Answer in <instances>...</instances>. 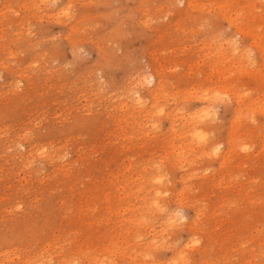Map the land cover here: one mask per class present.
Wrapping results in <instances>:
<instances>
[{
	"label": "rangeland",
	"instance_id": "obj_1",
	"mask_svg": "<svg viewBox=\"0 0 264 264\" xmlns=\"http://www.w3.org/2000/svg\"><path fill=\"white\" fill-rule=\"evenodd\" d=\"M205 1L0 0V264H179L182 252L185 264H264V0ZM148 73L160 83L153 94L137 83ZM137 89L146 117L120 108ZM206 102L202 131L220 154L202 153L185 123Z\"/></svg>",
	"mask_w": 264,
	"mask_h": 264
},
{
	"label": "bare ground",
	"instance_id": "obj_2",
	"mask_svg": "<svg viewBox=\"0 0 264 264\" xmlns=\"http://www.w3.org/2000/svg\"><path fill=\"white\" fill-rule=\"evenodd\" d=\"M28 1H29V0H28ZM30 1H31V0H30ZM34 1H35V0H34ZM39 1H40V0H39ZM41 1H43V0H41ZM67 1H68V0H67ZM70 1H71V0H70ZM169 1H170V0H169ZM204 1H205V0H204ZM240 1H241V0H240ZM256 1H257V0H256ZM51 2H52V1H51ZM51 2H50L49 4H51ZM178 2H179V1H178ZM182 2H183V1H182ZM186 2H187V1H186ZM205 2H206V1H205ZM208 2H209V1H208ZM210 2H211V1H210ZM233 2H234V1H233ZM237 2H238V1H237ZM27 3H28V2H27ZM40 3H41V2H40ZM45 3H46V2H45ZM45 3H44V4H45ZM191 3H192V2H191ZM193 3H194V2H193ZM229 3H231V2H229ZM238 3H239V2H238ZM240 3H241V2H240ZM242 3H243V1H242ZM24 4H25V3H24ZM67 4H68V3H67ZM67 4H66V5H67ZM152 4H153V3H152ZM210 4H212V3H210ZM222 4H226V3L223 2ZM26 5H27V4H26ZM26 5H25V6H26ZM32 5H33V4H32ZM51 5H52V4H51ZM177 5H179V4H177ZM181 5H182V4H181ZM186 5H187V4H186ZM192 5H193V4H192ZM220 5H221V3H220ZM220 5H219V6H220ZM230 5H231V4H230ZM252 5H253V4H252ZM34 6H35V5H34ZM171 6H173V5H171ZM184 6H185V5H184ZM216 6H217V4H216ZM223 6H224V5H223ZM228 6H229V5H228ZM238 6H239V5H238ZM241 6H242V5H241ZM245 6H246V5H245ZM253 6H254V5H253ZM22 7H23V6H22ZM30 7H31V6H30ZM46 7H47V6H46ZM68 7H69V6H68ZM166 7H167V6H166ZM166 7H165V8H166ZM37 8H38V7H37ZM42 8H44V7H41V8H39V9H42ZM62 8H63V7H62ZM157 8H158V7H157ZM182 8H183V7H182ZM202 8H203V7H202ZM214 8H215V7H214ZM216 8H217V7H216ZM227 8H228V7H227ZM227 8H226V5H225V6L223 7L222 10L226 13V12H227ZM238 8H239V7H238ZM64 9H65V8H64ZM66 9H67V8H66ZM171 9H172V8H171ZM205 9H206V8H205ZM208 9H209V8H208ZM208 9H207V10H208ZM239 9H240V8H239ZM253 9H254V7H253ZM9 10H10V9H9ZM37 10H38V9H37ZM56 10H57V9H56ZM56 10H55V11H56ZM62 10H63V9H62ZM146 10H147V9H146ZM146 10H145V12H146ZM209 10H210V9H209ZM219 10H220V9H219ZM250 10H251V9H250ZM57 11H58V10H57ZM57 11H56V12H57ZM233 11H234V10H233ZM235 11H236V9H235ZM256 11H257V10H256ZM58 12H59V11H58ZM60 12H61V11H60ZM60 12H59V13H60ZM176 12H177V11H176ZM178 12H179V11H178ZM183 12H184V11H182V13H183ZM230 12H231V11H230ZM237 12H238V11H237ZM243 12H244V11H243ZM246 12H249V9H247ZM250 12H251V11H250ZM253 12H254V11H253ZM253 12H252V13H253ZM29 13H30V12H29ZM53 13H54V12H53ZM161 13H162V12H161ZM163 13H164V12H163ZM227 13H228V12H227ZM227 13H226V14H227ZM235 13H236V12H235ZM261 13H262V12H261ZM30 14H31V13H30ZM32 14L35 15V12L32 13ZM32 14H31V15H32ZM43 14H44V13H43ZM64 14H65V13H64ZM64 14H63V15H64ZM151 14H152V13H151ZM168 14H169V12H168ZM170 14H171V12H170ZM175 14H176V13H175ZM191 14H192V13H191ZM196 14H197V13H196ZM209 14H210V13H209ZM226 14H224V16H225ZM240 14H241V13H240ZM250 14H251V13H249L248 15H250ZM255 14H256V13H255ZM31 15H30V16H31ZM46 15H48V14L46 13ZM46 15H45V16H46ZM52 15H53V14H52ZM54 15H55V14H54ZM61 15H62V14H61ZM66 15H67V14H66ZM66 15H65V16H66ZM153 15H154V14H153ZM221 15H222V14H221ZM42 16H43V15H42ZM150 16H151V15H150ZM163 16H164V15H163ZM165 16H167V15H165ZM179 16H180V15H179ZM199 16H200V15H198V17H199ZM201 16H202V15H201ZM222 16H223V15H222ZM240 16H241V15H240ZM250 16H251V15H250ZM254 16H255V15H254ZM258 16H259V15H258ZM0 17H1V16H0ZM35 17H36V15H35ZM53 17H56V16H53ZM183 17H185V16L183 15ZM203 17H204V15H203ZM230 17H231V16H230ZM242 17H243V16H242ZM32 18H33V17H32ZM39 18H40V17H39ZM39 18H36V19H39ZM46 18H47V17H46ZM50 18H51V17H50ZM199 18H200V17H199ZM251 18H252V17H251ZM263 18H264V17H263ZM56 19H57V18H56ZM177 19H178V18H177ZM197 19H198V18H197ZM221 19H222V18H221ZM221 19H220V20H221ZM253 19H254V18H253ZM253 19H252V20H253ZM260 19H261V18H260ZM19 20H20V19H19ZM51 20H52V19H51ZM58 20H59V19H58ZM198 20H199V19H198ZM201 20H202V19H201ZM225 20H226V19H225ZM233 20H234V19H233ZM235 20H236V18H235ZM237 20H238V19H237ZM247 20H248V19H247ZM257 20H258V19H257ZM38 21H39V20H38ZM56 21H57V20H56ZM140 21H141V20H140ZM145 21H147V19H145ZM145 21H144V22H145ZM239 21H240V19H239ZM248 21H249V20H248ZM19 22H20V21H19ZM54 22H55V20H54ZM66 22H67V20H66ZM141 22H142V21H141ZM144 22H142V23H144ZM148 22H150V21H148ZM175 22H176V21H175ZM188 22H189V21H188ZM199 22H200V21H199ZM205 22H206V19H205ZM207 22H208V21H207ZM242 22H243V21H242ZM242 22H241V24H242ZM58 23H59V21H58ZM74 23H75V22H74ZM168 23H169V22H168ZM195 23H196V20H195ZM209 23H210V22H209ZM211 23H212V22H211ZM211 23H210V26H212ZM144 24H145V23H144ZM196 24H197V23H196ZM15 25H16V24H15ZM69 25H70V24H69ZM188 25H189V23H188ZM198 25H199V24H198ZM198 25H197V26H198ZM201 25H202V24H201ZM234 25H235V24H234ZM263 25H264V24H263ZM26 26H27V25H26ZM77 26H78V25H77ZM77 26H76V27H77ZM145 26H147V25H145ZM165 26H166V25H165ZM175 26H176V25H175ZM229 26H230V25H229ZM247 26H248V25H247ZM249 26H250V25H249ZM249 26H248V27H249ZM9 27H10V26H9ZM27 27H28V26H27ZM66 27H67V26H66ZM170 27H171V26H170ZM204 27H205V24H204ZM226 27H228V26H226ZM232 27H233V26H232ZM1 28H2V27H1ZM1 28H0V29H1ZM18 28H19V27H18ZM22 28H24V27H22ZM164 28H165V27H164ZM174 28H175V27H174ZM174 28H173V29H174ZM24 29H25V28H24ZM156 29H157V28H156ZM156 29H155V30H156ZM166 29H167V28H166ZM193 29H194V28H193ZM242 29H243V27H242ZM17 30H18V29H17ZM25 30H26V29H25ZM255 30H256V29H255ZM255 30H254V31H255ZM159 31H160V30H159ZM163 31H164V30H163ZM213 31H214V30H213ZM213 31H212V32H213ZM20 32H22V31H20ZM74 32H75V31H74ZM205 32H206V31H205ZM208 32H209V31H208ZM218 32H219V31H218ZM218 32H217V33H218ZM255 32H256V31H255ZM1 33H2V31H1ZM234 33H235V34H238V35L243 34V32H242V30H241L240 28H236V29L234 30ZM250 33H251V32H250ZM16 34H17V33H16ZM16 34H15V36H16ZM20 34H22V33H20ZM30 34H31V32H30ZM164 34H165V31H164ZM167 34H168V33H167ZM167 34H166V35H167ZM208 34H209V33H208ZM235 34H234V35H235ZM162 35H163V34H162ZM202 35H203V34H202ZM234 35H232L231 37H233ZM17 36H18V35H17ZM27 36H28V35H27ZM168 36H169V35H168ZM198 36H199V35H198ZM1 37H2V36H1ZM29 37H30V36H29ZM157 37H158V36H157ZM220 37H221V35H220ZM15 38H16V37H15ZM67 38H68V37H67ZM202 38H203V37H202ZM205 38H207V36H206ZM224 38H225V36H224ZM228 38H229V37H228ZM250 38H251V37H250ZM7 39H9V38H7ZM257 39H258V38H257ZM67 40L69 41V39H67ZM216 40H218V39H216ZM223 40H224V39H223ZM232 40H234V39L232 38ZM258 40H259V39H258ZM34 41H35V40H34ZM152 41H153V40H152ZM213 41H214V39H213ZM213 41H210V42H213ZM226 41H227V40H226ZM234 41H235V40H234ZM254 41H255V40H254ZM31 42H32V41H31ZM37 42H39V41H37ZM218 42H219V41H218ZM236 42H237V41H236ZM241 42H242V41H241ZM27 43H28V42H27ZM29 43H30V42H29ZM29 43H28V44H29ZM70 43H71V42H70ZM221 43H223V41H222ZM248 43H249V42H248ZM248 43H247V44H248ZM202 44H203V43H202ZM211 44H212V43H211ZM213 44H214V43H213ZM216 44H217V43H216ZM229 44H230V43H229ZM242 44H243V43H242ZM242 44H241V45H242ZM208 45H209V44H208ZM238 45H239V44H238ZM245 45H246V44H245ZM202 46H203V45H202ZM220 46H221V45H220ZM220 46L218 45V47H220ZM236 46H237V45H234V44L231 45L229 50H230L231 52L234 51V50L237 48ZM239 46H240V45H239ZM208 47H209V46H208ZM211 47H212V46H211ZM211 47H210V48H211ZM216 47H217V46H216ZM96 48H97V47H96ZM96 48H95V49H96ZM221 48H222V46H221ZM224 48H225V46H224ZM246 48H247V47H246ZM181 49H182V48H181ZM181 49H180V50H181ZM225 49H226V48H225ZM237 49H238V48H237ZM237 49H236V50H237ZM8 50H9V48H8ZM149 50H150V49H149ZM216 50H217V49H216ZM16 51H17V50H16ZM71 51H72V50H71ZM227 51H228V50H227ZM255 51H256V50H255ZM262 51H263V50H262ZM149 52H150V51H149ZM152 52H153V51H152ZM159 52H160V51H159ZM216 52H217V51H216ZM216 52H215V53H216ZM218 52H219V51H218ZM244 52H245V51H244ZM202 53H203V52H202ZM202 53H201V54H202ZM213 53H214V51H213ZM232 53H233V52H232ZM234 53H236V52L234 51ZM209 54H210V53H209ZM249 54H250V52H249ZM262 54H263V53H262ZM9 55H10V54H9ZM157 55H158V54H157ZM157 55H156V56H157ZM178 55H179V54H178ZM199 55H200V54H199ZM226 55H227V54H226ZM11 56H12V55H11ZM11 56H10V57H11ZM219 56H220V55H219ZM256 56H257V55H256ZM220 57H221V56H220ZM196 58H197V57H196ZM200 58H201V57H200ZM229 58H231V57H229ZM248 58H249V57H248ZM248 58H247V59H248ZM226 59H227V58H226ZM226 59H224V60H226ZM231 59H232V58H231ZM254 59H256V57H254ZM154 60H155V59H154ZM154 60H153V61H154ZM188 60H189V59H188ZM199 60H200V59H199ZM214 60H215V58H214ZM227 60H228V59H227ZM256 60H257V59H256ZM256 60H255V61H256ZM259 60H260V59H259ZM155 61H156V60H155ZM158 61H160V59H159ZM190 61H192V60H190ZM205 61H206V60H205ZM219 61H220V59H219ZM253 61H254V60H253ZM160 62H161V61H160ZM192 62H193V61H192ZM194 62H195V61H194ZM222 62H223V61H222ZM28 63H30V62H28ZM195 63H196V62H195ZM195 63H194V64H195ZM200 63H201V62H200ZM224 63H225V62H224ZM247 63H248V62H247ZM257 63H258V62H257ZM185 64H186V63H185ZM189 64H190V63H189ZM189 64H188V65H189ZM196 64H197V63H196ZM201 64H203V63H201ZM221 64H222V63H221ZM253 64H255V63H253ZM198 65H199V64H198ZM237 65H238V64H237ZM156 66H158V64H157ZM160 66H161V64H160ZM190 66H191V65H190ZM193 66H194V65H193ZM196 66H197V65H196ZM213 66H214V65H213ZM232 66H233V65H232ZM244 66H245V65H244ZM253 66H254V65H253ZM258 66H259V65H258ZM169 67H170V66H169ZM210 67H211V66H210ZM239 67H240V66H239ZM255 67H256V65H255ZM262 67H264V66H262ZM36 68H37V67H36ZM55 68H57V67H55ZM159 68H160V67H159ZM191 68H192V66H191ZM195 68H196V67H195ZM195 68H194V69H195ZM226 68L228 69L227 66H226ZM244 68H245V67H244ZM53 69H54V68H53ZM44 70H45V69H44ZM156 70H157V69H156ZM162 70H163V69H162ZM210 70H211V69H210ZM214 70H215V69H214ZM214 70H213V71H214ZM250 70H251V68H250ZM254 70H255V69H254ZM260 70H261V69H260ZM140 71H142V69H141ZM165 71H166V70H165ZM216 71H217V70H216ZM245 71H246V70H245ZM45 72H46V71H45ZM47 72H48V70H47ZM155 72H156V71H155ZM159 72H160V71H159ZM187 72H188V71H187ZM211 72H212V70H211ZM239 72H240V71H239ZM168 73H169V72H168ZM170 73H171V72H170ZM190 73H191V72H190ZM190 73H189V74H190ZM194 73H195V72H194ZM215 73H216V72H215ZM248 73H249V72H248ZM135 74H136V73H135ZM142 74H143V73H142ZM142 74H141V76H142ZM158 74H159V73H158ZM162 74H163V73H162ZM178 74H179V73H178ZM185 74H186V73H185ZM187 74H188V73H187ZM187 74H186V75H187ZM260 74H261V73H260ZM156 75H157V72L155 73V76H156ZM169 75H170V74H169ZM174 75H175V74H174ZM192 75H193V74H192ZM206 75H207V74H206ZM226 75H227V74H225V76H226ZM230 75H231V72H230ZM135 76H136V75H135ZM155 76H154L153 74H151V73H148L147 75H143V77L141 78V80L137 81V83H138V82H141V83L143 84V86H146V87H147V85H148V86L150 85V89H151V90H150V93L153 94L154 91H156L157 88H158V86H157L158 81H156V77H155ZM162 76H163V75H162ZM162 76H161V77H162ZM180 76H181V75H180ZM190 76H191V75H190ZM222 76H223V75H222ZM45 77H47V76H45ZM131 77H132V76H131ZM133 77H134V76H133ZM223 77H224V76H223ZM126 78H127V77H126ZM139 78H140V77H139ZM177 78H178V77H177ZM242 78H243V77H242ZM246 78H247V76H246ZM82 79H83V78H82ZM129 79L132 80V78H130V77H129ZM164 79H165V78H164ZM164 79H163V80H164ZM180 79H181V78H180ZM250 79H251V78H250ZM159 80H162V79H159ZM185 80H186V79H185ZM195 80H196V79H195ZM217 80H218V79H217ZM165 81H166V79H165L163 82H165ZM173 81H175V80H173ZM249 81H250V80H249ZM252 81H253V80H252ZM252 81H251V82H252ZM128 82H129V81H128ZM135 82H136V80H135ZM169 82H170V80H169ZM198 82H199V81H198ZM253 82H254V81H253ZM130 83H131V82H130ZM133 83H134V82H133ZM133 83H132V84H133ZM137 83H136V84H137ZM141 83H140V85H142ZM161 83H162V82H161ZM208 83H209V82H208ZM210 83H211V82H210ZM255 83H256V82H255ZM86 84H87V83H86ZM158 84L160 85V83H158ZM162 84H163V83H162ZM162 84H161V85H162ZM193 84H194V82H193ZM212 84H213V83H212ZM138 85H139V84H138ZM166 85H167V87H168V83H167ZM204 85H205V84H204ZM207 85H208V84H207ZM207 85H206V86H207ZM210 85H211V84H210ZM257 85H258V84H257ZM133 86H134V85H133ZM189 86H190V85H189ZM220 86H221V85H220ZM122 87H123V85H122ZM134 87H136V85H135ZM161 87H162V86H161ZM169 87H170V86H169ZM191 87H192V86H190V88H191ZM210 87H211V86H210ZM215 87H216V85H215ZM140 88H142V86H141ZM140 88H139V89H140ZM147 88H148V87H147ZM152 88H153V89H152ZM205 88H206V87H205ZM129 89H130V88H129ZM131 89H132V88H131ZM131 89H130V90H131ZM168 89H169V88H168ZM184 89H185V88H184ZM184 89H183V91H185ZM192 89H193V88H192ZM245 89H246V88H245ZM259 89H260V88H259ZM261 89H262V88H261ZM127 90H128V89H127ZM146 90H147V89H145V92H146ZM162 90H163V89H162ZM164 90H165V89H164ZM170 90H171V89H170ZM179 90H180V89H179ZM179 90H178V91H179ZM197 90H198V89H197ZM200 90H202V89H200ZM203 90H204V89H203ZM213 90H215V89H213ZM224 90H225V89H224ZM224 90H223V91H224ZM118 91H119V90H118ZM131 91H132V90H131ZM141 91H143V90H141ZM205 91L207 92L206 89H205ZM258 91H259V90H258ZM258 91H256V92H258ZM113 92H114V91H113ZM128 92H129V91H128ZM148 92H149V91H148ZM187 92H188V91H187ZM90 93L92 94L93 92H90ZM126 93H127V91H126ZM126 93H125V94H126ZM139 93H141V92H139ZM139 93H138V89H137V90H134L132 95H131V93H129V94H130V95L128 94L129 99H128V98L126 99V100H129V101H128V102H129V105H128V102H127V101H123V102H121L120 108H121V107H125V108H126L127 106H130V109H135L136 112H144V116L146 117V115H145V114L147 113L146 108L148 107L147 105H149L150 103L146 105V104L144 103V102H145V100H144V99H145V95H141V94H139ZM162 93H163V92H161V94H162ZM200 93H202V95L204 94L202 91H201ZM212 93H213V92H212ZM259 93H260V92H259ZM14 94H15V93H14ZM120 94H121V93H120ZM165 94H166V93H165ZM184 94H186V93H184ZM215 94L217 95L218 93L214 92V94H213L212 96H214ZM225 94H226V93H225ZM225 94H224V95L222 94V95L225 97V96H226ZM256 94H258V93H256ZM96 95H97V94H96ZM96 95H95V97H96ZM98 95H99V94H98ZM122 95H123V94H122ZM126 95H127V94H126ZM148 95H149V94H148ZM163 95H164V94H163ZM193 95H194V94H193ZM242 95H243V94H242ZM249 95H250V94H249ZM85 96H86V95H85ZM119 96H120V95H119ZM123 96H125V95H123ZM165 96H166V95H164V97H165ZM169 96H170V95H169ZM169 96H168V97H169ZM190 96H191V95H190ZM196 96L198 97L199 94L196 95ZM217 96H218V95H217ZM217 96H216V97H217ZM219 96H220V94H219ZM219 96H218V97H219ZM238 96H239V95H238ZM243 96H245V95H243ZM121 97H122V96H121ZM126 97H127V96H126ZM148 97H149V96H148ZM152 97H153V96H152ZM170 97H171V96H170ZM170 97H169V98H170ZM199 97H200V96H199ZM203 97H204V96H201L200 98H203ZM205 97H208V94H207V96H205ZM205 97H204V98H205ZM221 97H222V96H221ZM122 98H123V97H122ZM173 98H174V97H173ZM80 99H81V98H80ZM90 99H92V98H90ZM117 99H118V98H117ZM119 99H120V98H119ZM124 99H125V97H124ZM149 99H151V97H150ZM189 99H190V98H189ZM218 99H219V98H218ZM227 99H229V98H227ZM237 99H238V98H237ZM115 100H116V99H115ZM151 100H152V99H151ZM165 100H166V99H165ZM182 100H184V99H182ZM202 100H203V99H202ZM212 100H213V99H212ZM212 100H211V101H212ZM214 100H215V99H214ZM223 100H224V99H223ZM99 101H100V100H99ZM163 101H164V100H163ZM221 101H222V100H221ZM263 101H264V100H263ZM148 102H149V101H148ZM152 102H153V101H152ZM170 102H171V101H170ZM190 102H191V101H190ZM219 102H220V101H219ZM223 102H224V101H223ZM242 102H243V101H242ZM253 102H255V101H253ZM146 103H147V101H146ZM166 103H168V102H166ZM179 103H180V102H179ZM116 104H117V102H116ZM119 104H120V103H119ZM210 104H211V103H210ZM225 104H226V103H225ZM225 104H224V105H225ZM87 105H88V104H87ZM168 105H169V104H168ZM168 105H167V106H168ZM185 105H186V103H185ZM185 105L183 106L184 108H185ZM227 105H228V104H227ZM231 105H232V104H231ZM231 105H230V106H231ZM111 106H112V105H111ZM114 106H115V105H114ZM160 106H161V105H160ZM167 106H165V107L167 108ZM201 106H203V104H202ZM201 106H200V107H201ZM221 106H222V105H221ZM228 106H229V105H228ZM253 106H254V105H253ZM263 106H264V103H263ZM170 107H171V106H170ZM172 107H173V106H172ZM177 107H178V104H177ZM183 107H182V108H183ZM198 107H199V106H198ZM232 107H233V106H232ZM258 107H259V106H258ZM258 107H257V108H258ZM117 108H118V107H117ZM128 108H129V107H128ZM152 108L154 109V108H155V105H150V106H149V111H150L151 113L153 112ZM158 108H159V107H158ZM163 108H164V107H163ZM163 108H162V110H163ZM179 108H180V106H179ZM184 108H183V110H184ZM111 109H113V108L111 107ZM130 109H129V110H130ZM171 109H172V108H171ZM176 109H177V108H176ZM176 109H174V111H175ZM193 109H194V108H193ZM196 109H197V108H196ZM88 110H89V109H88ZM258 110H259V109H258ZM124 111H125V109H124ZM124 111H123V112H124ZM160 111H161V110H160ZM163 111H165V110H163ZM168 111H169V109H168ZM170 111H171V110H170ZM178 111H179V110H178ZM189 111H190V110H189ZM189 111H187V112H189ZM196 111H197V110H195V113H193L192 115H188V119H187L186 121L183 120V121H185V123L187 122L186 125L188 124V125L191 126V132L189 131V132H190L191 140H193L194 143H196L197 146L200 147V149H202V153H207V154H212V155H215L216 153L220 154V152H219V151H220V147H219L220 145H219V142H217L216 140H215L216 142H213V143L210 142V141L207 142V136H206V134H204V131H202V127H203V126H202V122H204L205 120L209 119V117L212 116V114H213L212 112H214V110L211 112V110L209 109L208 103L206 102V104H205L201 109H199L197 112H196ZM123 112H122V113H123ZM131 112H132V111H131ZM158 112H159V109H158ZM161 112H162V111H161ZM117 113H118V112H117ZM172 113H173V112H172ZM174 113H175V112H174ZM176 113H177V115H179L178 112H176ZM179 113H180V112H179ZM182 113H183V112H182ZM185 113H186V112H185ZM185 113H184V114H185ZM107 114H108V112H107ZM111 114H112V113H111ZM111 114H110V115H111ZM119 114H120V113H119ZM130 114H133V113H130V112H129V115H130ZM140 114H141V113H140ZM155 114H156V113H155ZM184 114H183V115H184ZM110 115H109V116H110ZM117 115H118V114H117ZM123 115H125V114H123ZM142 115H143V113H142ZM153 115H154V114H153ZM157 115H158V113H157ZM159 115H160V114H159ZM186 115H187V113H186ZM104 116H105V115H104ZM106 116H107V115H106ZM106 116H105V117H106ZM130 116H131V115H130ZM138 116H139V115H138ZM150 116H151V114H150ZM254 116H255V115H254ZM123 117L125 118V116H123ZM177 117H179V116H177ZM230 117H231V116H230ZM61 118H63V117H61ZM61 118H60V119H61ZM67 118H68V117H67ZM115 118H116V117H115ZM117 118H118V117H117ZM126 118H130V117H126ZM126 118H125V120L128 121ZM134 118H135V117H134ZM154 118H155V117H154ZM175 118H176V117H175ZM182 118H184V117H182ZM212 118H214V117H212ZM239 118H240V109L236 110L235 113H234V117H233L234 122H238V121H239ZM262 118H263V117H262ZM110 119H111V118H110ZM119 119H120V117H119ZM131 119H133V118H131ZM131 119H130V120H131ZM143 119H144V117H143ZM151 119H152V118H151ZM173 119H174V117H173ZM229 119H230V118H229ZM113 120H114V119H113ZM122 120H123V119H122ZM169 120H170V119H169ZM212 120H213V119H212ZM120 121H121V120H120ZM123 121H124V120H123ZM131 121H132V120H131ZM146 121H147V122H146ZM146 121H145V122L148 123V122L150 121V119L148 120V118H147ZM154 121H156V119H155ZM209 121H211V120H209ZM116 122H118V120H117ZM121 122H122V121H121ZM132 122H133V121H132ZM141 122H142V121H141ZM176 122H177V121H176ZM214 122H215V121H214ZM257 122H258V121H257ZM119 123H120V122H119ZM119 123H117V124H119ZM129 123H130V122H129ZM152 123H153V122H152ZM152 123H151V124H152ZM160 123H161V122H160ZM162 123H163V122H162ZM162 123H161V125H162ZM168 123H169V122H168ZM168 123H167V124H168ZM171 123H172V122H171ZM179 123H181V122H179ZM258 123H259V122H258ZM113 124H114V123H113ZM113 124H112V125H113ZM117 124H116V126H117ZM131 124H132V123H131ZM154 124H155V122H154ZM154 124H153V125H154ZM157 124H158V122H156V125H157ZM175 124H176V123H175ZM106 125H107V124H106ZM123 125H124V124H123ZM133 125H135V124H133ZM144 125H145V124H144ZM144 125H143V126H144ZM161 125H158V126H161ZM179 125H180V124H179ZM208 125H209V124H208ZM210 125H211V124H210ZM143 126H142V127H143ZM158 126H157V127H158ZM162 126H163V125H162ZM174 126H175V125H174ZM176 126H177V125H176ZM190 126H189V127H190ZM118 127H119V126H118ZM120 127H121V126H120ZM123 127H124V126H123ZM123 127H122V128H123ZM128 127H129V126H128ZM133 127H135V126H133ZM150 127H151V126H150ZM153 127H154V126H153ZM204 127H205V126H204ZM204 127H203V128H204ZM258 127H259V126H258ZM113 128H114V126H113ZM136 128H138V126H137ZM151 128H152V127H151ZM160 128H161V127H159V130H160ZM171 128H173V127L171 126ZM245 128H246V127H245ZM261 128H262V127H261ZM261 128H260V129H261ZM263 128H264V127H263ZM117 129H118V128H117ZM130 129H131V128H130ZM166 129H167V128H166ZM173 129H175V128H173ZM188 129H189V128H188ZM252 129H253V128H252ZM121 130H122V129H121ZM121 130H120V132H121ZM127 130H128V129H127ZM133 130H134V129H132V131H133ZM152 130H153V129H152ZM152 130H151V131H152ZM169 130H170V129H169ZM206 130H207V129H206ZM214 130H216V129H214ZM229 130H230V129H229ZM253 130H254V129H253ZM261 130H263V129H261ZM123 131H124V130H123ZM123 131H122V132H123ZM129 131H131V130H129ZM134 131H136V129H135ZM138 131H139V128H138ZM148 131H149V130H148ZM156 131H157V130H156ZM209 131H210V130H209ZM259 131H260V130H259ZM263 131H264V130H263ZM115 132H116V131H115ZM124 132H125V131H124ZM141 132H142V131H141ZM143 132H145V131H143ZM153 132H155V130H153ZM153 132H152V133H153ZM240 132H241V130H240ZM257 132H258V131H257ZM135 133H137V132H135ZM152 133L150 132V134H152ZM155 133H156V132H155ZM159 133H160V131H159ZM165 133H166V132H165ZM165 133H164V134H165ZM209 133H210V132H209ZM211 133H212V132H211ZM241 133H242V132H241ZM260 133H261V132H260ZM121 134H123V133H121ZM148 134H149V132H148ZM177 134H178V133H177ZM238 134H239V133H238ZM242 134H243V133H242ZM125 135H126V134H125ZM127 135H128V134H127ZM136 135H137V134H136ZM139 135H140V134H139ZM143 135H144V134H143ZM153 135H154V134H153ZM156 135H157V134H156ZM160 135H161V134H160ZM209 135H212V134H209ZM251 135H252V134H251ZM123 136H124V135H123ZM123 136H122V137H123ZM137 136H138V135H137ZM163 136H164V135H163ZM166 136H167V135H166ZM212 136H213V135H212ZM225 136H226V134H225ZM225 136H224V137H225ZM229 136H230V135H229ZM231 136H232V135H231ZM249 136H250V135H249ZM150 137H151V136H149V138H150ZM157 137H158V136H157ZM167 137H168V136H167ZM183 137H184V136H183ZM238 137H239V135H238ZM256 137H257V136H256ZM126 138H127V136H126ZM128 138H129V137H128ZM131 138H132V137H131ZM139 138H141V137H138V139H139ZM142 138H143V137H142ZM154 138H155V136H154ZM154 138H153V139H154ZM178 138H179V137H178ZM211 138H212V137H211ZM211 138H210V139H211ZM225 138H226V137H225ZM20 139H21V138H20ZM136 139H137V138H136ZM151 139H152V138H151ZM151 139H150V140H151ZM156 139H157V138H156ZM159 139H160V138H159ZM213 139H214V137H213ZM213 139H212V140H213ZM226 139H227V138H226ZM226 139H225V142H227ZM229 139H230V138H229ZM231 139H233V138H231ZM258 139H259V138H258ZM123 140H124V139H123ZM128 140H129V139H128ZM150 140H149V141H150ZM167 140H168V139H167ZM172 140H173V138H172ZM179 140H180V139H179ZM245 140H246V139H245ZM245 140H244V141H245ZM250 140H251V139H250ZM250 140H249V141H250ZM253 140H254V139H253ZM65 141H66V139H65ZM138 141H139V140H138ZM145 141H146V140H145ZM149 141H148V143H149ZM175 141H176V140H175ZM231 141H232V140H230V142H231ZM241 141H242V140H241ZM241 141H240V142H241ZM254 141H255V140H254ZM254 141H253V142H254ZM257 141H258V140H257ZM263 141H264V140H263ZM55 142H56V141H55ZM162 142H164L163 139H162ZM172 142H173V141H172ZM172 142H171V145H172ZM15 143H16V142H15ZM49 143H50V142H49ZM231 143H232V142H231ZM263 143H264V142H263ZM59 144H62V143L60 142ZM64 144H65V143H64ZM139 144H140V143H139ZM169 144H170V143H169ZM169 144H168V146H169ZM174 144H175V143H174ZM220 144H221V143H220ZM245 144H246V142H245ZM252 144H253V143H252ZM22 145H23V144H22ZM33 145H34V144H33ZM65 145H66V144H65ZM123 145H124V144H123ZM137 145H138V144H137ZM143 145H144V144H143ZM152 145H153V144H152ZM171 145H170V147H171ZM250 145H251V144H250ZM263 145H264V144H263ZM19 146H21L20 143H19ZM23 146H24V145H23ZM49 146H50V145H49ZM52 146H53V145H52ZM161 146H162V144H161ZM231 146H232V145H231ZM235 146H236V145H235ZM247 146H248V145H247ZM253 146H255V145H253ZM253 146H252V147H253ZM261 146H262V144H261ZM124 147H125V145H124ZM131 147H132V146H131ZM141 147H142V146H141ZM205 147H208V148L205 149ZM227 147H228V146H227ZM227 147H225V148H226V149H224L225 151H223V152L221 151V155H220V157H224V155H225L227 152L231 151V150H229V148H227ZM239 147H240V146H239ZM76 148H77V147H76ZM163 148H164V147H163ZM193 148H194V147H193ZM245 148H246V147H243V149H245ZM261 148H262V147H261ZM263 148H264V147H263ZM18 149H19V148H18ZM221 149H222V147H221ZM230 149H231V148H230ZM236 149H237V147H236ZM236 149H235V150H236ZM238 149H239V148H238ZM238 149H237V151H238ZM74 150H75V149H74ZM125 150H126V149H125ZM127 150H128V148H127ZM153 150H155V149H153ZM162 150H163V149H162ZM174 150H176V149H174ZM233 150H234V149H233ZM247 150H248V148H247ZM254 150H255V149H254ZM260 150H261V149H260ZM52 151H53V149H52ZM62 151H63V150H62ZM68 151H71V150H68ZM132 151H133V150H132ZM151 151H152V150H151ZM240 151H241V150H240ZM242 151H243V150H242ZM245 151H246V150H245ZM249 151H250V150H249ZM249 151H248V152H249ZM246 152H247V151H246ZM42 153H43V150L39 151V154H42ZM118 153H119V152H118ZM141 153H142V152H141ZM151 153H152V152H151ZM151 153H150V154H151ZM154 153H155V152H154ZM157 153H158V152H157ZM177 153H178V152H177ZM229 153H230V152H229ZM237 153H238V152H237ZM241 153H242V152H241ZM260 153H261V152H260ZM67 154H68V153H67ZM125 154H126V153H125ZM130 154H131V153H130ZM155 154H156V153H155ZM245 154H247V153H245ZM249 154H250V153H249ZM255 154H256V153H255ZM77 155H78V154H77ZM136 155H137V153H136ZM139 155H140V154H139ZM148 155H149V154H148ZM151 155H152V154H151ZM161 155H162V154H161ZM226 155H228V153H227ZM231 155H232V154H231ZM243 155H244V154H243ZM252 155H254V154H252ZM38 156H39V155H38ZM51 156H52V155H51ZM125 156H126V155H125ZM130 156H131V155H130ZM134 156H135V155H134ZM156 156H157V155H156ZM256 156H257V154H256ZM261 156H262V155H261ZM261 156H260V157H261ZM126 157H127V156H126ZM139 157H140V156H139ZM152 157H153V156H152ZM233 157H234V155L232 156V158H233ZM243 157H244V156H243ZM60 158H61V157H60ZM133 158H135V157H133ZM145 158H146V157H145ZM156 158H157V157H156ZM206 158H207V157H206ZM238 158H239V157H238ZM244 158H245V157H244ZM244 158H243V159H244ZM58 159H59V158H58ZM84 159H85V158H84ZM113 159H114V158H113ZM138 159H139V158H138ZM138 159H137V160H138ZM151 159H153V158H151ZM218 159H219V158H218ZM230 159H231V157H230ZM230 159H229V160H230ZM245 159H246V158H245ZM114 160H115V159H114ZM129 160H130V159H129ZM153 160H154V159H153ZM168 160H169V159H168ZM180 160H181V159H180ZM219 160H220V159H219ZM225 160H227V159H224L223 161H225ZM247 160H248V159H247ZM81 161H82V160H81ZM139 161H140V160H139ZM164 161H166V159H165ZM169 161H173V160H169ZM175 161H176V160H175ZM199 161H200V160H199ZM202 161H203V160H202ZM205 161H206V160H205ZM208 161H209V159H208ZM221 161H222V160H221ZM221 161H220V162H221ZM223 161H222V162H223ZM231 161H232V159H231ZM238 161H239V160H238ZM238 161H237V163H238ZM52 162H53V161H52ZM72 162H73V161H72ZM115 162H116V161H115ZM129 162H131V161H129ZM177 162H180L179 159H177ZM209 162H210V161H209ZM213 162H215V161H213ZM235 162H236V161H235ZM113 163H114V162H113ZM116 163H117V162H116ZM172 163H173V162H172ZM201 164H202V163H200V165H201ZM208 164H209V163H208ZM116 165H117V164H116ZM116 165H115V166H116ZM121 165H123V164H121ZM121 165H120V166H121ZM174 165H175V163H174ZM225 165H226V164H225ZM244 165H245V163H244ZM118 166H119V165H118ZM144 166H145V164H144ZM144 166H143V167H144ZM161 166H162V165H161ZM171 166H172V165H171ZM218 166H219V165H218ZM223 166H224V165H223ZM228 166H230V165L228 164ZM235 166H236V164H235ZM122 167H123V166H122ZM173 167H174V166H173ZM205 167H207V166H205ZM210 167H211V166H210ZM225 167H226V166H225ZM120 168H121V167H120ZM120 168H119V169H120ZM149 168H150V167H149ZM155 168H156V167H155ZM159 168H160V167H159ZM190 168H191V167H190ZM58 169H59V168H58ZM122 169H123V168H122ZM145 169H147V168H145ZM151 169H152V168H151ZM214 169H215V168H214ZM240 169H241V166H240ZM120 170H121V169H120ZM131 171H133V170H131ZM134 171H135V170H134ZM137 171H138V170H137ZM141 171H142V169H141ZM173 171H174V170H173ZM211 171H212V170H211ZM124 172H125V171H124ZM155 172H156V171H155ZM216 172H217V171H216ZM227 172H228V171H227ZM116 173H117V172H116ZM120 173H121V172H120ZM125 173H126V172H125ZM128 173H129V172H128ZM128 173H127V174H128ZM130 173H132V172H130ZM130 173H129V174H130ZM135 173H136V172H135ZM137 173H138V172H137ZM139 173H140V172H139ZM197 173H198V172H197ZM210 173H211V172H210ZM225 173H226V171H225ZM63 174H64V173H63ZM112 174H113V173H112ZM133 174H134V173H133ZM151 174H152V173H151ZM158 174H159V173H158ZM174 174H175V173H174ZM199 174H200V173H199ZM199 174H198V175H199ZM223 174H224V173H223ZM223 174H222V175H223ZM116 175H117V174H116ZM140 175H141V174H140ZM167 175H168V174H167ZM195 175H196V174H195ZM205 175H206V174H205ZM207 175H208V174H207ZM207 175H206V176H207ZM119 176H120V175H119ZM134 176H135V175H134ZM168 176H170V175H168ZM179 176H180V175H179ZM181 176H182V175H181ZM181 176H180V177H181ZM220 176H221V175H220ZM161 177H162V176H161ZM161 177H160V175H155V176H154L153 181H154L155 183L158 184V186H156L157 189L159 188V186H160V184H161V183H160V182H161ZM164 177H165V176H164ZM170 177H171V176H170ZM180 177H179V178H180ZM146 178H148V177H145V179H146ZM200 178H201V177H200ZM202 178H203V177H202ZM222 178H223V176H222ZM228 178H229V175H228ZM236 178H237V177H236ZM172 179H173V178H172ZM196 179H197V178H196ZM143 180H144V179H143ZM169 180H170V179H169ZM182 180H183V179H182ZM230 180H231V178H230ZM262 180H264V179L262 178ZM119 181H120V180H119ZM153 181H152V182H153ZM227 181H228V180H227ZM233 181H234V180H233ZM124 182H125V181H124ZM139 182H140V181H137V183H139ZM166 182H167V181H166ZM172 182H173V181H172ZM178 182H179V181H178ZM178 182H177V183H178ZM190 182H191V181H190ZM197 182H198V181H197ZM199 182H200V181H199ZM220 182H221V181H220ZM241 182H242V181H241ZM259 182H260V181H259ZM130 183H131V182H130ZM143 183H144V182H143ZM143 183H142V185H143ZM145 183H146V182H145ZM184 183H185V182H184ZM225 183H226V182H225ZM139 184H141V183H139ZM149 184H150V183H149ZM151 184H152V183H151ZM192 184H193V183H192ZM213 184H214V183H213ZM218 184H219V183H218ZM218 184H217V185H218ZM122 185H123V184H122ZM147 185H148V184H147ZM182 185H183V183H182ZM198 185H199V184H198ZM123 186H124V185H123ZM123 186H122V187H123ZM140 186H141V185H139V187H140ZM149 186H150V185H149ZM152 186H153V185H152ZM239 186H240V185H239ZM119 187H120V185H119ZM119 187H118V188H119ZM142 187H144V186H142ZM164 187H165V186H164ZM113 188H114V187H113ZM136 188H137V187H136ZM140 188H141V187H140ZM151 188H152V187H151ZM114 189H115V188H114ZM119 189H120V188H119ZM121 189H122V188H121ZM134 189H135V188H134ZM137 189H139V188H137ZM137 189H136V191H137ZM183 189H184V188H183ZM127 190H129V188H127ZM145 190H146V189H145ZM186 190H187V189H186ZM196 190H197V189H196ZM146 191H147V190H146ZM163 191H164V190H163ZM179 191H180V190H179ZM193 191H194V190H193ZM130 192H133V190L130 191ZM139 192H140V191H139ZM154 192H155V191H154ZM158 192H159V191H156L155 193H158ZM120 193H121V192H120ZM125 193H126V192H125ZM136 193H137V192H136ZM152 193H153V191H152ZM184 193H185V192H184ZM193 193H194V192H193ZM193 193H192V194H193ZM128 194H129V193H128ZM184 195H185V194H184ZM184 195H183V196H184ZM193 195H194V194H193ZM123 196H124V195H123ZM125 196H126V195H125ZM156 196H157V195H156ZM149 197H150V196H149ZM163 197H164V196H163ZM194 197H195V196H194ZM142 198H143V197H142ZM145 198H146V196H145ZM153 198L156 199V197H153ZM137 199H138V198H137ZM140 199H141V198H140ZM147 199H148V198H147ZM197 199H198V198H197ZM161 200H162V199H161ZM179 200H180V199H179ZM263 200H264V199H263ZM126 201H127V200H126ZM126 201H125V202H126ZM139 201H140V200H139ZM142 201H143V199H142ZM145 201H146V200H145ZM145 201H144V202H145ZM147 201H149V200H147ZM148 203H149V202H148ZM148 203H147V205H148ZM131 204H132V203H131ZM144 204H145V203H144ZM145 205H146V204H145ZM147 205H146V206H147ZM152 205H153V207L155 206V208H157L159 211H163V208H162L160 205H157V201H153V202H152ZM152 205H150V206L152 207ZM142 206H144V205H142ZM142 206H141V207H142ZM15 207H16V206H15ZM17 207H19V206H17ZM141 207H140V208H141ZM147 207H149V206H147ZM133 209H134V208H133ZM146 210H147V209H146ZM59 211H60V210H59ZM108 212H109V211H108ZM148 213H150V212H148ZM170 219H171L170 217L167 218V223H166V225H168V226L172 225V221H171ZM143 222H144V221H143ZM67 223H68V221H67ZM137 223H138V222H137ZM138 225H139V224H138ZM131 226H132V225H131ZM146 227H147V226H146ZM164 227H165V226H164ZM149 229H150V228H149ZM163 232H164V231H163ZM163 232H162V233H163ZM54 233H55V232H54ZM126 233H127V232H126ZM52 235H54V234H52ZM63 236H64V235H63ZM64 237H65V236H64ZM54 238H55V237H54ZM61 239H62V238H61ZM69 239H70V238H69ZM109 239H110V238H109ZM20 240H21V239H20ZM73 240H75V239H73ZM182 240H183V239H182ZM110 242H111V241H110ZM147 242H148V241H147ZM259 242H260V241H259ZM45 243H46V242H45ZM63 243H64V242H63ZM131 243H132V242H131ZM19 244H20V243H19ZM120 244H121V243H120ZM136 244H137V243H136ZM136 244H135V246H136ZM160 244H161V243H159L158 245H160ZM196 244H197V239H194L193 241L191 240L190 244L185 245V248H186V246H187L188 248H193ZM75 245H76V244H75ZM79 245H80V244H79ZM114 245H115V244H114ZM124 245H125V244H124ZM129 245H130V244H129ZM137 245H138V244H137ZM158 245H157V246H158ZM61 246H62V245H61ZM110 246H111V245H110ZM133 246H134V245H133ZM133 246H132V247H133ZM263 246H264V245H263ZM58 247H59V246H58ZM95 247H96V246H95ZM124 247H125V246H124ZM129 247H130V246H129ZM143 247H144V246H143ZM151 247H152V246H151ZM155 247H156V246H155ZM42 248H43V247H42ZM47 248H48V247H47ZM47 248H46V249H47ZM107 248H108V247H107ZM110 248H111V247H110ZM134 248H135V247H134ZM262 248H263V247H262ZM43 249H44V248H43ZM89 249H90V248H89ZM103 249H105V247H104ZM126 249H127V248H126ZM131 249H132V248H131ZM142 249H143V248H142ZM7 250H8V249H7ZM13 250H14V249H13ZM16 250H17V248H16ZM50 250H51V249H50ZM53 250H54V249H53ZM72 250H73V249H72ZM78 250H79V249H78ZM87 250H88V249H87ZM98 250H99V249H98ZM109 250H110V249H109ZM109 250H108L107 252H109ZM111 250H112V249H111ZM115 250H116V249H115ZM90 251H91V250H90ZM90 251L88 250V252H90ZM92 251H93V250H92ZM95 251H96V250H95ZM117 251H118V250H117ZM119 251H120V250H119ZM133 251H134V250H133ZM2 252H3V251H2ZM2 252H0V253H2ZM6 252H7V251H6ZM10 252H11V251H10ZM81 252H82V251H81ZM83 252H84V251H83ZM86 252H87V251H86ZM101 252H102V251H101ZM105 252H106V249H105ZM105 252H102V254H104ZM107 252H106V253H107ZM111 252H112V251H111ZM137 252H138V251H137ZM143 252H144V251H143ZM180 252H181V250L178 251V253H180ZM4 253H5V252H4ZM40 253H41V252H40ZM69 253H70V252H69ZM72 253H73V252H72ZM99 253H100V251H99ZM99 253H98V254H99ZM133 253H134V252H133ZM138 253H139V252H138ZM138 253H137V254H138ZM9 254H10V253H9ZM12 254H13V253H12ZM16 254H17V253H16ZM81 254H84V253H81ZM95 254H96V253H95ZM100 254H101V253H100ZM108 254H109V253H108ZM121 254H123V253H121ZM2 255H3V254H2ZM5 255H6V254H5ZM26 255H27V254H26ZM46 255H47V254H46ZM52 255H53V254H52ZM52 255H51V256H52ZM57 255H59V254H57ZM62 255H63V254H62ZM72 255H73V254H72ZM96 255H97V254H96ZM105 255H106V254H105ZM109 255H111V253H110ZM262 255H263V254H262ZM74 256H75V255H74ZM93 256H94V254H93ZM111 256H112V255H111ZM133 256H134V255H133ZM184 256H185V255L183 254V252H182L180 255H178V257H177V258H178V259H177V262H178L179 264H185ZM5 257H6V256H5ZM37 257H38V256H37ZM97 257H98V256H97ZM101 257H102V256H101ZM2 258H3V257H2ZM2 258H1V259H2ZM6 258H7V257H6ZM6 258H4V259H6ZM8 258H9V256H8ZM16 258H17V257H16ZM39 258H40V257H39ZM43 258H45V257H43ZM49 258H50V257H49ZM71 258H72V256H71ZM80 258H81V257H80ZM91 258H93L92 255H91ZM95 258H96V257H94L93 259H95ZM142 258H143V257H142ZM4 259H3V260H4ZM25 259H26V258H25ZM31 259H32V258H30V260H31ZM34 259H35V258H34ZM65 259H66V258H65ZM68 259H69V258H68ZM76 259H77V258H76ZM100 259L103 260L102 258H100ZM100 259H99V260H100ZM106 259H107V258H106ZM140 259H141V258H140ZM9 260H10V259H9ZM11 260H12V259H11ZM11 260H10V261H11ZM41 260H42V259H41ZM41 260H40V261H41ZM45 260H46V259H45ZM50 260H51V259H50ZM61 260H62V259H61ZM78 260H79V259H78ZM95 260H96V259H95ZM99 260H98V261H99ZM6 261H7V260H6ZM80 261H81V260H80ZM80 261H75V260L70 259V260L66 261V263H64V264H83V263L80 262ZM96 261H97V260H96ZM112 261H113V260H112ZM131 261H132V260H131ZM29 262H30V261H29ZM38 262H39V260H38ZM103 262H105V261H103ZM107 262H109V261H107ZM142 262H143V261H142ZM0 263H2V262H0ZM24 263H25V262H24ZM27 263H28V262H27ZM99 263H100V262H99ZM138 263H139V262H138ZM169 263H170V262H169ZM250 263H251V262H250ZM41 264H42V263H41ZM92 264H93V263H92ZM136 264H137V263H136ZM152 264H153V263H152Z\"/></svg>",
	"mask_w": 264,
	"mask_h": 264
}]
</instances>
